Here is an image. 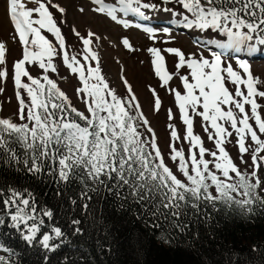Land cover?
<instances>
[{
  "label": "snow or ice",
  "instance_id": "1",
  "mask_svg": "<svg viewBox=\"0 0 264 264\" xmlns=\"http://www.w3.org/2000/svg\"><path fill=\"white\" fill-rule=\"evenodd\" d=\"M91 3L93 12L124 28L143 26L130 24L118 14L123 17L132 14L147 20L149 16L144 10H160L179 17L170 21L174 25L225 37L198 42L209 52L207 57L203 51L186 54L177 47L147 49L154 75L161 87H166L174 96L179 118L185 126V134L181 137L169 124V158L177 171L165 162L157 137L128 80L121 77L127 93L122 97L102 74L99 56L91 47L100 36L91 30L82 35L73 27V34L82 44V58L67 50L61 28L66 21L57 19V14L63 17L66 9L57 0H4L6 15L14 30L13 39H18L21 45V55L14 61L11 72L18 101L15 114L18 122L0 117V158L6 163L22 164L32 176L46 175L57 184L78 182L82 185V199L91 200L89 193L97 192L102 186L121 201L131 197L146 212L165 219L169 216L178 219L187 215L188 210L199 212L204 203L215 206L220 202L249 212L257 201L264 205V179L258 175L259 169L264 167V155H261L264 139L260 138L264 135V118L257 102V97L264 98V90L258 87L264 81L254 75L249 60L232 55L264 54V0H162L163 5L176 7L161 6L159 9L157 4L145 0H114L111 3L91 0ZM79 11L83 13L84 9ZM143 30L150 39H155L153 28ZM162 31L171 34L168 27ZM121 45L135 51L128 37L121 38ZM164 53L175 57L174 72L169 71ZM7 54L6 43L0 42L2 81L10 75L6 67ZM57 57L72 75L77 76L79 86L75 92L85 105L84 111L73 106L71 99L51 78L50 73L59 75L54 63ZM232 59H235L236 68ZM32 67L39 70L37 76L30 73ZM174 77L179 79L183 91L168 87ZM150 90L154 96V110L159 111L160 97L155 89ZM3 91L0 88V92ZM246 105L250 106V113ZM196 116L202 118L205 132L209 131V126L214 130L208 139L214 142L215 150L206 148L201 136L194 133ZM168 119H175L171 109ZM226 124L236 134L235 159L226 148L227 138L233 135ZM249 138L251 144L247 143ZM180 140L189 144L187 156L185 150L174 143ZM16 146H19L22 159ZM245 154L250 156L251 164L244 159ZM206 155L212 159H205ZM240 165L252 171H244ZM37 203L36 196L27 188L0 186V226L5 225L7 216L10 218L8 226L20 232L23 241L31 245L39 234L42 247L55 252L66 242L65 233L54 225H48L50 231L42 232L45 218L51 221L53 212L47 208L38 209ZM71 203L75 204L76 200ZM83 207L87 209L88 205ZM72 224L79 225L80 221L74 219ZM80 233L79 227L74 228V234ZM57 240L59 243H52ZM0 264H7L2 256Z\"/></svg>",
  "mask_w": 264,
  "mask_h": 264
},
{
  "label": "trees",
  "instance_id": "2",
  "mask_svg": "<svg viewBox=\"0 0 264 264\" xmlns=\"http://www.w3.org/2000/svg\"><path fill=\"white\" fill-rule=\"evenodd\" d=\"M0 186L32 191L38 209L53 212L51 221L45 218L42 232L50 231L48 225L58 226L66 240L55 252L42 247L39 234L37 241L27 244L5 216L0 245L8 250L0 256L7 264H264V205L259 201L250 212L204 203L199 212L188 210L178 219H165L146 212L131 197L121 201L102 186L89 193L91 200L82 199L78 182L64 185L46 175L35 177L22 164L3 158ZM74 219L80 224L73 225ZM76 227L80 234H74Z\"/></svg>",
  "mask_w": 264,
  "mask_h": 264
},
{
  "label": "rangeland",
  "instance_id": "3",
  "mask_svg": "<svg viewBox=\"0 0 264 264\" xmlns=\"http://www.w3.org/2000/svg\"><path fill=\"white\" fill-rule=\"evenodd\" d=\"M57 2L66 9V13L63 17L57 14V19H63L66 21L61 25V28L66 37L67 50L71 55H77L78 58H82V44L73 34V27L82 35H86L87 31L91 30L100 36V40L94 41L91 47L99 56L102 74L109 82L110 87L116 89L118 95L122 97H125L127 93L121 77L128 80L129 84L132 86L133 92L138 98L141 110L157 137V143L161 152L164 154L165 162L174 172H176V165L169 158L171 131L169 124H172L177 129L181 137L185 134V126L179 118L178 109L174 102V96L169 93L166 87H161V82L154 75L150 63L151 56L147 49L149 47H158L163 50L168 47H177L182 49L186 54L203 51V54L207 57L209 56V52L204 50L202 46H199L198 42L205 41L209 38L223 40L225 37L217 36L215 33H199L194 30H188L174 25L170 23V21L173 19H179V17L174 18L170 13L160 10H144L146 15L149 16V19L147 20L135 17L132 14H129L127 17H123V14H118L122 16V18L127 19L130 24L134 25L140 23L142 26L146 25L141 28H124L122 25L112 22L107 17L93 12L91 9L94 5L91 3V0H57ZM108 2L111 3L114 2V0H108ZM145 2L157 4L158 9L161 6L176 7L173 4L163 5L162 0H145ZM29 6L31 7L32 5ZM80 8L84 9L83 13L79 11ZM165 27H168L171 30L170 35L165 34L162 31ZM144 28H153L155 30L154 40L149 38V34L143 30ZM13 35L14 30L6 15L4 0H0V42H5L8 47L6 67L10 73L9 78L6 81L0 80V88L4 89L3 92H0V117H10L16 121L15 114L18 108V101L14 94V83L11 79V72L14 61L20 58L21 45L19 44L18 39H13ZM123 37L129 38L135 51H129L121 45V38ZM49 39H52V37L49 36ZM209 47L214 51H219V49H216L214 46ZM164 55L166 57L169 71L174 72L175 57L167 53H164ZM232 55H239L241 59L249 60L254 75L260 77V79L264 81V54L257 53L253 56H248L246 53H240ZM54 63L58 68L59 75L50 73L51 78L57 82L61 90H63L71 99L73 106L80 111H84L85 105L77 97L75 92V89L79 86L77 76L72 75L70 71L63 66L60 57L55 58ZM92 63L93 66H95V62ZM231 63L234 68L237 67L235 59H232ZM29 71L33 76L39 74V70L36 67L30 68ZM61 77H66V79H61ZM168 87L177 88L183 91L180 81L176 77L169 82ZM258 87L260 90H264V83H261ZM229 88L232 89V85H229ZM150 89H155L156 94L160 97L161 107L159 111L154 110V96ZM257 102L261 105L258 111L260 112L261 117L264 118V98L257 97ZM245 107L246 111L250 113V106L246 105ZM169 109L173 112L175 117L174 120L168 119ZM250 122L254 124L253 121ZM225 127H228L229 131L233 132V135L227 138L229 142L226 143V148L233 159H235L237 157V146L235 143L236 134L229 125L226 124ZM140 131L144 132L147 136L144 128H141ZM212 132H214V130H212L210 126L209 131L205 132L202 118L198 116L194 117V133L201 136L206 148L215 150L214 142L208 139V136ZM260 138L264 139V135H261ZM174 143L177 148H183L187 156L189 148L188 142L180 140ZM247 143H252L250 138L247 140ZM261 155H264V153H261ZM205 159L212 158L206 155ZM244 159L248 160L249 164H251V159L248 154H245ZM236 163L240 164V161L236 160ZM240 167L244 171H252L251 168H247L244 165H240ZM177 174L181 175L178 172ZM258 175L264 179V167L259 169ZM181 178L183 179L182 175ZM0 253H4V251L0 249Z\"/></svg>",
  "mask_w": 264,
  "mask_h": 264
},
{
  "label": "bare ground",
  "instance_id": "4",
  "mask_svg": "<svg viewBox=\"0 0 264 264\" xmlns=\"http://www.w3.org/2000/svg\"><path fill=\"white\" fill-rule=\"evenodd\" d=\"M143 27H145V26H143Z\"/></svg>",
  "mask_w": 264,
  "mask_h": 264
}]
</instances>
